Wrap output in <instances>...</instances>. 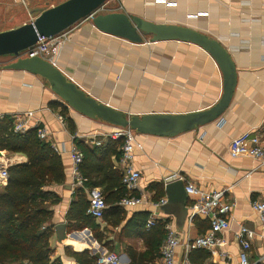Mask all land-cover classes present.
<instances>
[{
    "label": "crops",
    "instance_id": "1",
    "mask_svg": "<svg viewBox=\"0 0 264 264\" xmlns=\"http://www.w3.org/2000/svg\"><path fill=\"white\" fill-rule=\"evenodd\" d=\"M167 1L172 5L152 0H108L110 8L104 14L119 12L155 24L185 26L217 40L235 64L237 84L229 107L208 125L173 137L134 131L141 144L134 160L141 173L137 192L130 193L123 185L122 141L110 138L117 127L77 112L53 91L44 77L9 69L15 59L0 57V120L10 118L15 127L17 119L32 112L28 130L46 129L43 142L52 146L64 165L65 181L43 188L49 199L42 207L51 217L40 227V231L49 235L50 259L59 260L60 264H80L77 258L85 252L94 258L117 252L121 264H162L160 252L151 261V243L155 248L159 244L161 249L166 235L160 241L157 228L165 224L170 225L180 242L175 264H181L187 257L193 264H241L242 245L237 234L242 227L254 232L249 263L264 264V227L252 210V202L264 201V165L250 157L233 159L229 155L235 137L248 131L258 133L264 128V0ZM44 10L39 9L40 13ZM37 15L8 27L0 26V32L30 23ZM65 34L67 39L56 67L88 96L128 118L202 112L217 104L223 94L224 76L219 65L197 44L179 40L155 42L151 35L133 43L99 30L88 19L76 23ZM220 119L225 121L222 128L217 126ZM78 144L90 149L108 145L116 148L118 155H113L110 163L122 176V185L128 191L124 198L131 195L144 198L142 204L135 206L122 205L124 198L107 203L108 223L103 221L104 217L96 219L106 230L107 245L97 240L91 228L69 230L71 207L80 204L91 216L88 209L92 188L86 186V178L84 185L76 186L72 174L70 150L73 147L81 150ZM0 161L8 173L10 168L29 162L25 154L7 150L0 151ZM176 180L182 181L185 188L191 184L205 193L225 192L224 201L233 207L228 216L230 227L219 235L224 239L222 248L186 252V244L210 229V217L192 216L191 206L198 196L186 192L187 196L175 200L166 193L165 186ZM8 182L9 178L0 179L1 193ZM156 185L164 190L165 196L159 200L155 199ZM93 188L103 192L101 186ZM113 192L112 199L116 201L117 191ZM161 200L167 203L159 208L153 205ZM112 207L121 208L123 213L111 210ZM143 213L149 214L145 231L136 233L130 222L138 221ZM61 225L66 226L65 238L58 229ZM222 251L228 256H222Z\"/></svg>",
    "mask_w": 264,
    "mask_h": 264
},
{
    "label": "water",
    "instance_id": "2",
    "mask_svg": "<svg viewBox=\"0 0 264 264\" xmlns=\"http://www.w3.org/2000/svg\"><path fill=\"white\" fill-rule=\"evenodd\" d=\"M107 2L108 0H66L42 11L30 23L0 32V57L12 56L15 62L8 66L9 69L26 70L44 77L53 91L74 110L88 118L101 119L115 127L131 128L140 134L173 137L218 120L229 107L236 89L235 64L230 54L217 40L185 26L155 24L140 17H129L119 12L100 14L93 20L99 30L133 43H140L142 36L151 35L155 42L162 40L191 42L209 52L223 73V94L212 108L192 114L128 118L123 113L88 96L47 60L25 56V52L37 43L39 37L51 38L65 32ZM165 189L166 193L175 200L187 196L185 186L179 180L168 183ZM176 196L179 198L177 199ZM58 229L64 234L66 226L61 225Z\"/></svg>",
    "mask_w": 264,
    "mask_h": 264
},
{
    "label": "trees",
    "instance_id": "3",
    "mask_svg": "<svg viewBox=\"0 0 264 264\" xmlns=\"http://www.w3.org/2000/svg\"><path fill=\"white\" fill-rule=\"evenodd\" d=\"M56 106L59 107V105ZM64 110L65 108L62 109L63 113ZM38 132L37 129H32L19 133L15 131L12 119L0 120V151L23 153L29 161L28 164L9 169L8 185L4 193L0 192V264L8 262L60 264L59 260L50 259L49 235L47 232L40 231V227L51 217V214L42 207L43 203L49 199L48 192L43 188L49 184H61L65 181L64 165L52 146L39 138ZM78 145L85 156L81 171L83 177L87 179L86 186L103 187L106 203L121 201L128 191L122 185L119 170L110 163L111 157L118 155L116 148L108 145L104 148L90 149L82 144ZM155 190L157 191L156 200L165 196L161 185H156ZM113 191H117L116 201L112 199ZM56 201L59 200L56 199ZM77 205V207H71L68 214L69 230L91 228L97 240L107 245V241L104 240L106 230L102 229V225L96 219L87 216L85 207ZM112 209L123 213L121 208L112 207ZM108 211H105L103 218L105 223H108L106 219ZM139 218L135 222L131 220L130 223H133L131 229L136 233H144L149 214L143 213ZM163 228L165 229L164 225ZM163 228L162 225L157 228L160 241L166 235V230L164 231ZM153 247L151 243L153 249L151 261L157 259L160 252L159 244L156 248ZM95 258L85 252L79 255L77 260L80 264H94Z\"/></svg>",
    "mask_w": 264,
    "mask_h": 264
},
{
    "label": "built area",
    "instance_id": "4",
    "mask_svg": "<svg viewBox=\"0 0 264 264\" xmlns=\"http://www.w3.org/2000/svg\"><path fill=\"white\" fill-rule=\"evenodd\" d=\"M153 2L165 3L172 5L167 0H152ZM105 3L97 10H95L86 19L94 20V18L100 14H104L108 8ZM206 13H199L198 15H204ZM195 15L194 17H198ZM67 37L65 32L51 37H39L37 43L25 52L26 57H40L47 60L52 65L56 66L58 57L63 44ZM33 117V113L29 112L24 118L17 119L15 122V131L19 133L27 132L29 129L28 122ZM225 125V121L220 119L217 123L218 128H222ZM38 136L41 140H45L47 137L46 129H41L38 132ZM112 140L122 141V155L120 158V164L123 168V185L128 189L130 193L137 192L141 181V173L134 166L136 149L141 148V144L135 138L134 130L131 128L117 127L115 131L110 135ZM72 159V174L75 180L76 186L84 185L86 179L81 174V166L84 161V153L78 148L73 147L70 150ZM229 155L231 158L236 159L239 157H250L261 165H264V128L255 133L252 131L244 132L235 137L229 147ZM176 177V176H175ZM9 178L8 170L3 167L0 161V179L7 180ZM188 194L198 196L196 201L191 206L192 216L204 215L210 217V229L201 236H198L195 240L186 244V252L189 253L192 249H206L212 250L216 248H222L224 245V239L219 235L226 231L230 227L229 214L232 209V204L224 201L225 192H211L205 193L194 185L189 184L185 188ZM90 204L88 213L95 219L101 220L104 217L107 209V203L104 194L99 188H92L89 191ZM144 198L141 196H127L122 200L124 206H135L142 204ZM166 200H161L155 203V207L159 208L166 204ZM252 210L258 215L262 226L264 227V201L252 202ZM166 238L160 249V257L162 264H175L176 248L180 246V242L171 229L169 224H165ZM254 237V232L248 228L242 227L237 234V238L242 245V252L240 254L241 264H250L248 260V251L251 248V242ZM222 256H228L224 251L221 252ZM95 264H121V258L117 252H108L103 255H99ZM181 264H193L188 260V257L184 259Z\"/></svg>",
    "mask_w": 264,
    "mask_h": 264
},
{
    "label": "rangeland",
    "instance_id": "5",
    "mask_svg": "<svg viewBox=\"0 0 264 264\" xmlns=\"http://www.w3.org/2000/svg\"><path fill=\"white\" fill-rule=\"evenodd\" d=\"M65 1L66 0H0V26L4 28L12 25V23L17 24L21 21L30 20L32 15L36 16L40 14V8L46 10ZM108 8H110L109 5Z\"/></svg>",
    "mask_w": 264,
    "mask_h": 264
}]
</instances>
